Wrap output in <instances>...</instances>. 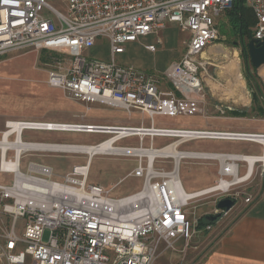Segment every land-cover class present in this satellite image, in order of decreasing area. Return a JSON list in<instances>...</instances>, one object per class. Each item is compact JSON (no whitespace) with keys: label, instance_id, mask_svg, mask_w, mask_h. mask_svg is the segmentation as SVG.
<instances>
[{"label":"built area","instance_id":"obj_1","mask_svg":"<svg viewBox=\"0 0 264 264\" xmlns=\"http://www.w3.org/2000/svg\"><path fill=\"white\" fill-rule=\"evenodd\" d=\"M61 1L64 10L50 0H0V56L24 49L62 53L65 56L55 57L47 71L51 87L62 89L72 100L121 107L130 116L146 114L151 124L7 120L0 130V172L11 174L12 181L0 183V260L7 264H152L162 243L165 249H176L177 242L183 240L187 249L198 232L197 219L190 218L198 197L216 196L211 214L219 215L218 221L235 209L237 201L251 203L254 195L243 185L256 174L264 175V131L160 127L154 122L156 115L209 116L207 90L200 74L208 60L202 54L220 35L216 19L232 8L235 0ZM244 3L256 18L253 36L263 39L264 0ZM168 23L190 33L179 60L163 72L120 60L129 42L149 34L157 39L144 46L155 51L161 41L158 33ZM101 38L107 40V58L92 52ZM164 80L170 82V89L163 88ZM221 112H225L222 107ZM27 131L108 136L96 143L54 142L25 139ZM133 136L139 138V145L116 144ZM147 136L151 138L149 146L144 145ZM156 136L173 140L156 147ZM197 139L258 142L263 144V153L180 148ZM107 142L109 145L102 146ZM46 152L86 153V163L74 164L64 175L34 159L22 168L24 155ZM96 153L136 157L137 165L129 175L142 178L141 188L114 197L111 189L89 183V164ZM184 159L215 163L216 182L186 191L179 177ZM159 161H172L173 166L169 169L158 165ZM242 166L246 167L244 173ZM223 198L233 199L230 210L217 206ZM204 227L212 229L213 222Z\"/></svg>","mask_w":264,"mask_h":264},{"label":"rangeland","instance_id":"obj_2","mask_svg":"<svg viewBox=\"0 0 264 264\" xmlns=\"http://www.w3.org/2000/svg\"><path fill=\"white\" fill-rule=\"evenodd\" d=\"M50 2L55 7L64 10V5L61 0H50ZM168 24V30H171L173 34L170 41L166 40L165 36L161 33V41L157 45L156 51H148L138 42L130 43L127 51L120 56V60L123 62H134L140 64L148 71H154L156 69L162 70L169 66L174 60L179 59L186 50L185 41H188L186 39L188 38V33L182 31L176 23ZM230 24V29L226 23H221L219 25L222 33L220 32L218 41L229 47L232 53H229V55L221 53L215 56V58L202 56L204 59L208 60L205 67L201 69L204 79L209 84V87L213 81L216 83L219 82L221 85L224 83L225 86L226 82L232 80L235 83L241 82L249 86L251 85L253 90L256 91V87L248 75V62H250V59L247 61L241 48L235 45V42L239 39L237 28L235 30L233 29L236 22L231 20ZM156 39L157 36L155 35L150 36L146 40L156 41ZM106 43L107 40L101 38L93 54L107 58L109 56V51ZM57 56L64 57L65 55L54 50L24 49L22 51H14L0 56V130L4 128V124L7 120L81 121L96 124L140 125V119H142L143 116L144 124H150V119L146 114L133 113V115L130 116L129 113L121 107L108 106L97 102L87 104L72 100L65 96L62 89L51 87L46 81L48 77L47 71L53 59ZM43 57L45 58L43 59ZM249 67L251 73L257 77V71L252 66L251 62ZM257 80L264 91V74L258 75ZM204 85L207 90V85L205 83ZM222 101L223 100H221V102ZM221 102L216 101L214 96L213 98L210 97L209 91H207L206 103L209 108L212 103L214 104V114H223L221 112V107L224 111H228L230 107L232 108V106L224 105ZM260 105L261 102L259 100L251 98L250 108L252 107V111L249 110V114H253V111L259 113L257 106ZM263 114L257 115L262 118ZM209 115H211V112ZM154 121L157 125L162 126H188L219 129L231 128L234 125L248 127L245 125L257 123L253 122L251 119L234 118L229 114L220 116L211 115L208 117L201 114L179 116L156 115ZM107 136L106 134L90 132L27 131L24 138L54 142L96 143ZM169 140L170 138L157 137L155 139V146L161 145ZM223 142L248 144V142L240 140L223 141L217 139L196 140L191 142V144H201L202 147L210 149ZM116 144L137 146L140 143L138 137H129ZM149 144L150 139L147 137L144 141V145L148 146ZM86 158V153H28L22 158V168H25L29 160L34 159L52 165L58 175H64L72 169L74 164L86 163ZM199 163L201 162L186 161L181 164L180 174L186 191L196 190L207 184L206 179L213 180L217 176V167L215 165H198ZM134 164H136V161L132 156L96 154L89 166L88 181L89 183L101 182L108 187L117 183L112 187L111 196L118 197L128 194L138 190L142 186V178L128 175L132 171L130 168ZM11 181V174L0 172V183H11ZM215 198V195H204L198 197L193 203L197 205V207L192 208L190 218L191 220L196 218L197 225L199 226H197L198 233L194 234L187 249H184L185 242L183 240L177 242L176 249H165L162 243L152 264H193L199 259V256L206 252L207 246L209 245H206L202 241L205 237H209L210 239L213 233L210 230L208 232H203L205 229L201 227L204 221L202 224L201 221L204 220L206 215L211 214ZM240 202V200L237 201L236 207ZM22 224L23 220L20 219L18 222L19 233L22 232ZM194 226L193 224L192 228H194ZM195 244L198 245L197 248L193 247L196 246ZM0 264L7 263L0 260ZM27 264L33 263L28 261Z\"/></svg>","mask_w":264,"mask_h":264},{"label":"crops","instance_id":"obj_3","mask_svg":"<svg viewBox=\"0 0 264 264\" xmlns=\"http://www.w3.org/2000/svg\"><path fill=\"white\" fill-rule=\"evenodd\" d=\"M236 7L233 9H228L225 12H223L216 19V21H217V25L219 27L220 32H221V28L219 25L221 23H226L230 29L231 20L237 21L236 25H239V26L236 27L234 25L233 29L235 30L237 28L238 37H240V35H242V31L243 30L246 31L245 22H248V20H251L253 22V25H251V29L253 31L256 18H255L252 8L245 4V7L243 9L244 11L243 15L245 17V22H244L242 20L243 15L239 13V11L241 10L238 8V6ZM168 28H169V24H167L166 27L161 29L158 35L160 36V34L162 33L165 36V39L170 41L173 37V34L171 30H168ZM187 33H188L187 36L189 38L190 33L189 32ZM150 36H155V34H149L147 36L142 37L138 41L129 42L127 44V48L130 43L138 42L144 49L151 51L144 46L146 43H152L155 41V40L147 41L146 39H148ZM243 36L248 37L245 34H243ZM188 38L186 39L188 40ZM185 43L187 47L188 41H185ZM235 45L239 46L238 44H236V42H235ZM95 47L92 49V52L96 51ZM221 53H224L225 55H229V53H232V51L230 50L229 47L219 42L217 39L208 45V47L204 50L202 56H205L208 58L209 57L215 58V56ZM181 57L182 56H180L179 59ZM124 63L134 64L138 67L144 68L140 64H136L134 62H124ZM166 68L162 70L156 69L154 71L163 72ZM200 74L203 75L202 70ZM201 77H203L202 79H204V75ZM204 83L208 87L207 91H209L210 97L213 98L214 96V99L216 101L221 102V100H223L221 103H223L224 105L232 106V108H229L230 110L228 109V111H225L223 114H220V113L214 114L215 112L214 104L212 103L210 105L211 107L209 108V106L206 103L208 114L210 112L212 116H220V115L229 114L233 116L234 118L235 117L240 118V119L246 118V119H251L253 122H257L251 125H245L248 127L234 125L232 126L233 128L231 127V128H226V129H220V130L246 131V132H263L264 131V114H263L264 112L262 113L259 111L260 113L259 114L257 113V111L256 112L253 111L254 112L253 114H249V110L252 111L251 110L252 107L250 108V103H251V98L253 99V91H254L251 85L249 86V85H246V83L243 84L241 82L235 83L234 81L229 80L228 82H226L224 86V83H222L221 85L219 82L216 83L215 81H213L210 85L211 87L210 88L209 84L205 81V79H204ZM171 87L172 86L168 80L163 81V88L170 89ZM134 113H139V112H134ZM256 113L258 115L263 114V117L261 118V116H258ZM251 115H254V116H251ZM140 123H144L143 116H142V119H140ZM150 124H151V121H150ZM144 125H146V123ZM149 125H146V126H149ZM155 125L160 126V127H173V128H199V127H188V126H165V125L162 126V125H157L156 123ZM211 129H219V128H211ZM133 137H136V136H133ZM147 137L144 138V141ZM157 137H161V136L154 137V141H153L154 146H155V139ZM148 138L150 139V143H151V138L150 137ZM163 138H169V137H163ZM172 140L173 138H170L169 141L161 145H158L156 147L165 145ZM198 140H204V139H197V141ZM217 140L234 141V140H225V139H217ZM193 141H196V140L185 142L180 146V148L185 149V150L214 151V152H224V153L259 154V155L263 153V144L258 143V142H253V141L240 140V141L248 142V144L223 142L222 144L213 146L210 149H206L202 147L201 144L193 145L191 144V142ZM94 156L96 155H93V157L91 158L90 164ZM134 158H135L136 164H134L130 168V170H133L135 166L137 165V158L136 157ZM186 161L200 162V161H195L192 159H184L182 160L181 164ZM157 163L158 165L165 166L169 169H171L173 166L172 161H165V162L159 161ZM181 164L179 167V177L183 185L181 174H180ZM202 164L215 165L217 167L216 169L217 176L213 180L206 179V182H207L206 185L196 190L188 191V192H194V191H198V190L210 187L216 182L218 178V166L215 163H205V162L204 163L201 162L198 165H202ZM245 170H246V167L242 166L241 173H244ZM95 184H101L111 189L112 191L113 189L112 187H114L117 183L109 187L101 182H97ZM243 188L246 189L248 192L254 194L253 201L251 203H245L244 201H241V203L237 207H235L236 209L232 210L226 217H223L219 221H213V227L212 229H210V231H212L213 233L212 237L210 239L209 237H205L204 240L202 241L203 243L209 246H207L206 252L203 253L201 256H199V259H197L193 264H264V175H259V174L254 175L251 181H248L247 183L243 185ZM135 191H132L130 193H133ZM128 194H125V195H128ZM125 195H122V196H125ZM114 197H117V196H114ZM201 228L205 229L204 225ZM208 231L209 230L205 229V231L203 232H208ZM193 247L197 248L198 245L193 246Z\"/></svg>","mask_w":264,"mask_h":264},{"label":"water","instance_id":"obj_4","mask_svg":"<svg viewBox=\"0 0 264 264\" xmlns=\"http://www.w3.org/2000/svg\"><path fill=\"white\" fill-rule=\"evenodd\" d=\"M246 38L243 36L242 41L247 43L250 62L260 76L262 73L264 74V38L258 39L253 35ZM233 204V199L223 198L218 201L217 206L219 208L230 210ZM218 217L219 215L208 214L205 218L207 221L213 222L216 221Z\"/></svg>","mask_w":264,"mask_h":264},{"label":"trees","instance_id":"obj_5","mask_svg":"<svg viewBox=\"0 0 264 264\" xmlns=\"http://www.w3.org/2000/svg\"><path fill=\"white\" fill-rule=\"evenodd\" d=\"M236 6H238V8L241 10V11H239V13H241L243 15L244 14L243 9L245 7L244 0H235V2L233 4V7L230 8V9H233ZM236 13H237V11H236ZM242 20L245 22L244 15L242 17ZM235 22H237V21H235ZM245 23H246V29H245L246 31L243 30L242 33L247 35L248 37L252 36L253 35V31L251 29V25H253V22L251 20H248V22H245ZM235 26H239V25H235ZM44 58L45 57H43V59ZM245 59L248 61L250 58L248 59V56L246 55ZM249 64H250V62H248V75L251 78V80L253 81L254 86L256 87V91H254L253 99H257V100H259L261 102V105L258 106V108H259L260 112H264V91H263L259 81L257 80L258 75L256 77L254 74L251 73ZM203 221H204V223H203ZM207 222H209V221H207L204 218V220L201 221V224L203 223V225H205Z\"/></svg>","mask_w":264,"mask_h":264},{"label":"flooded vegetation","instance_id":"obj_6","mask_svg":"<svg viewBox=\"0 0 264 264\" xmlns=\"http://www.w3.org/2000/svg\"><path fill=\"white\" fill-rule=\"evenodd\" d=\"M242 38H243V33L242 35H240L239 39L236 41V44H238L243 52V54L246 56H248V59H249V53H248V50H247V43L244 41H242ZM246 38V37H245ZM247 39V38H246ZM247 41V40H246ZM244 56V57H245Z\"/></svg>","mask_w":264,"mask_h":264},{"label":"bare ground","instance_id":"obj_7","mask_svg":"<svg viewBox=\"0 0 264 264\" xmlns=\"http://www.w3.org/2000/svg\"><path fill=\"white\" fill-rule=\"evenodd\" d=\"M109 143L110 142H107V143H105V144H103L102 146H106V145H109ZM88 150L90 151V152H94V149L93 148H88ZM96 154H99V153H96ZM151 156L153 155V154H150Z\"/></svg>","mask_w":264,"mask_h":264}]
</instances>
